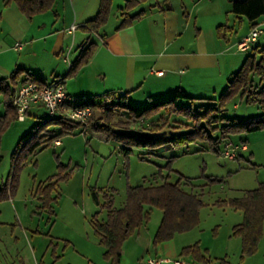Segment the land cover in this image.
I'll return each mask as SVG.
<instances>
[{
  "label": "rangeland",
  "instance_id": "374dc122",
  "mask_svg": "<svg viewBox=\"0 0 264 264\" xmlns=\"http://www.w3.org/2000/svg\"><path fill=\"white\" fill-rule=\"evenodd\" d=\"M187 10L190 11L188 7ZM201 10L200 7L198 23H202L208 51L200 53L197 45H193L192 49L197 54L190 67V82L187 80L185 85L187 95L194 99L181 98L178 101V105L192 104L199 111H202L200 106L206 108L210 102H218L216 99L231 74L256 47L252 44L248 50L238 48L239 41L251 29L245 17L228 11L222 14L218 23H213L209 17L201 21ZM167 11H174L176 22L184 19L180 0ZM262 29L263 33L258 36L260 48L264 47V26ZM67 51L68 47H65L62 54L65 56ZM252 78L256 84L259 83L257 74ZM174 79L178 82V78ZM176 89L168 92L153 87V97L148 98L146 85L137 93H129L128 98L115 96L107 100L141 107L149 101L170 96ZM263 111L259 103L246 104L239 96H233L226 101L221 113L227 118H246ZM4 112L0 93V121ZM117 115L114 114L116 120L125 119V116ZM48 118L45 108L30 113L24 122L7 117L9 123L0 132V187L6 181L9 185L12 176L17 177L16 188L0 200V264H105L104 247L90 225L91 215L99 209L92 191L96 192L100 203L109 194L118 201L128 185L148 184L154 180L160 182L164 178L174 182L180 176L190 178L193 186H186V189L199 194L201 200L199 223L187 235L195 238V242L200 238L202 247L207 246L199 247L200 250L211 256L205 262L187 256L191 264H222V261L228 264H264V227L255 252L241 258V240L232 234V227L242 221L243 213L229 203L230 198L241 196L245 190L264 182V127L251 132L231 133L224 138L215 129L210 138H195L188 133L194 130L196 122L184 111L167 106L150 117L131 122L129 128L119 130L127 134H142L147 132V122H157L162 123V135L184 134L186 137L164 142L153 153H147L143 147L132 146L125 155L120 146L130 140L126 136L117 140L98 132L83 134L80 126H75L72 132L58 134L60 124H42ZM34 128L37 135L32 136L31 141L48 131V135L57 134L63 144L58 146L51 141L24 156L31 141L29 137L25 140L23 137ZM188 137L193 138L188 140ZM225 141L234 144L244 141L247 149L233 159H224L220 152ZM18 148L23 150L19 155L14 154ZM153 212L160 213V210L153 208L152 218ZM134 243L131 242L124 251V259L145 260V264L147 259L158 256L187 261L186 256L170 258L155 254L152 243L148 248L138 242L139 246H132Z\"/></svg>",
  "mask_w": 264,
  "mask_h": 264
},
{
  "label": "trees",
  "instance_id": "16d2710c",
  "mask_svg": "<svg viewBox=\"0 0 264 264\" xmlns=\"http://www.w3.org/2000/svg\"><path fill=\"white\" fill-rule=\"evenodd\" d=\"M139 1L141 0L126 1L125 12L118 27L130 24L133 18L142 13V10H138L132 14L129 13V10ZM10 2H15L20 11L28 19H31L36 14L51 10L56 0H3L4 5ZM110 10L111 0H100L96 15L86 20L81 27L87 31H98L105 24ZM230 12L236 16L245 17L252 27L257 23L258 18L264 17V0H232ZM95 49L96 45L93 42L82 46L76 57L70 62L67 75L75 74L81 66L86 64L92 58ZM20 72L21 69H16L8 78H0V93L5 105V112L2 114L0 121V132L9 123V121L7 122L9 118L17 120L13 105V96L16 88L28 81L39 82V79L34 74L27 71H25L24 79L21 80L18 75ZM253 74L258 75V84L253 80ZM115 96L125 97L126 92H107L101 97L90 96L83 98L76 96L79 99L78 106L87 105L91 108V115L84 124L60 115H49V118L42 122V124L46 122L60 124L61 127L58 134L72 132L75 126H80L81 129L86 128L87 131L101 133L107 136V138L120 140L122 136H126L130 140L127 139L125 141L127 144L123 143L120 146L125 155L128 154L132 146L143 147L147 153H153L160 144L185 136L184 134L162 135V123L157 122H147V129H145L147 132H143L142 134H127L119 130V128H129L131 122L150 117L154 112L167 106L184 111L196 122L193 126L194 130L188 133H192L195 138H210L211 132L215 129L219 131L220 137L223 138L231 133L258 130L264 127V111L246 118H227L222 115L221 111L224 109L226 101L233 96H239L240 100L245 101L246 104L259 103L264 109V47H255V51L244 59L235 73L231 74L226 87L221 92L219 98L216 99L218 102H210L206 108L200 106L199 109H202V111L193 108L192 104L178 105V101L181 98L194 99L193 97H189L185 90L180 87L170 96L149 101L141 107H135L133 104L108 102L107 99ZM97 112H99V115H97ZM114 114L125 116V119L119 118L116 120ZM218 122L220 123L219 125H217ZM40 125L41 123L38 124V128ZM35 129L30 130L23 137L24 140L29 137L31 141L32 136L37 135V130ZM47 132L36 136L31 141L24 156L34 153L35 149L41 145L47 146L51 141L59 137L57 134L48 135ZM192 138L188 137L187 139L192 140ZM22 150L18 148L14 154L19 155ZM213 179L215 178H210V180ZM16 182L17 177L15 175L12 176L9 185L7 181L2 184L0 187V200L7 197V193H12L16 188ZM186 186L192 187L193 185L190 178L183 176L178 177L174 182H170L167 178H164L160 182L154 180L148 184L128 185L126 187L124 203L120 207L112 205V198L110 196H106L104 201L100 203L96 192L92 191L93 200L99 205V210L91 215L90 225L99 243L104 247L103 257L109 264H120L123 243L149 221L153 208H158L162 214L152 237V245L155 247L164 241L170 240L176 233L189 231L198 225V209L201 205V200L199 194L192 189H186ZM229 203L232 207L241 210L243 213L242 221L232 227V234L238 236L241 240L240 257L242 258L255 252L259 239L263 234L264 182H260L253 189L245 190L241 196L230 198ZM102 208L106 209L104 218L99 217L100 209ZM180 256H189L201 262L206 261L198 242L182 247L180 249ZM222 264L228 263L222 261Z\"/></svg>",
  "mask_w": 264,
  "mask_h": 264
},
{
  "label": "crops",
  "instance_id": "0c3cea01",
  "mask_svg": "<svg viewBox=\"0 0 264 264\" xmlns=\"http://www.w3.org/2000/svg\"><path fill=\"white\" fill-rule=\"evenodd\" d=\"M126 1L111 0V10L105 24L98 31H87L81 26L96 15L100 0H57L51 10L36 14L31 19L20 11L15 2L4 5L3 0H0V78H8L16 69H21L18 73L21 80L27 71L34 74L41 84L62 78L67 94L83 98L101 97L107 92H126L125 98H128L129 93H137L146 85L149 89L148 98L153 97V87L168 92L180 87L186 92L185 82H190L189 71L197 54L192 49L193 45H197L200 53L208 51L202 23H198L200 7L201 21L209 17L211 22L218 23L222 14L230 11L232 0H180L184 16L180 23L176 22V14L173 17L174 11H167L173 9L179 0H141L129 13L138 10H142V13L133 18L130 24L118 27L125 12ZM248 23L251 28V23ZM257 23H262L263 28L264 17L258 18ZM72 24L77 28L70 31ZM189 27L192 29L189 30ZM16 42L21 43L20 48H14ZM89 42L96 45L92 58L75 74L67 75L70 62L79 49ZM253 45L260 48L258 38ZM65 47H68V51L64 56L62 53ZM156 70L164 72L158 75ZM174 78H178V82ZM41 108L44 109V106H33L27 115ZM53 142L58 146L63 144L60 137ZM108 196L112 198L114 207L124 203L125 194L118 201H115L112 194ZM105 215L106 209H100L99 217L104 218ZM152 215L151 222L142 225L130 236V241L123 243L120 264H145V260L135 262L124 259V251L131 242H135L132 246H139L138 242L150 247L162 214L160 211ZM189 232L177 233L179 235L175 234L170 240L158 244L153 249L154 253L182 258L180 249L196 241L187 235ZM198 242L201 249L207 247H202L200 238ZM204 256L206 261L211 257L210 254ZM191 262L187 257L185 264Z\"/></svg>",
  "mask_w": 264,
  "mask_h": 264
},
{
  "label": "built area",
  "instance_id": "2783aa9c",
  "mask_svg": "<svg viewBox=\"0 0 264 264\" xmlns=\"http://www.w3.org/2000/svg\"><path fill=\"white\" fill-rule=\"evenodd\" d=\"M262 23L254 24L249 33L244 36L238 43L240 50L251 49L252 44L257 40L260 33L263 31ZM77 28L72 24L69 28L73 31ZM21 43L16 42L14 48H20ZM163 70H156L158 75L163 74ZM78 97L69 95L65 91L63 80L56 78L48 84H41L37 81H28L19 85L13 96V105L15 107L16 118L18 121L25 120L28 110L36 105H42L47 113L51 116L60 115L64 118L84 124L91 115L90 106H78ZM81 133L86 134V128H82ZM58 141L55 142L57 144ZM245 143L234 144L231 141L224 142L220 156L224 159H233L242 150H246ZM162 262H173V264H185L182 259H169L162 257L149 258L146 264H160Z\"/></svg>",
  "mask_w": 264,
  "mask_h": 264
}]
</instances>
